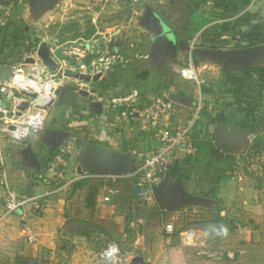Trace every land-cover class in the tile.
<instances>
[{
  "label": "crops",
  "instance_id": "1",
  "mask_svg": "<svg viewBox=\"0 0 264 264\" xmlns=\"http://www.w3.org/2000/svg\"><path fill=\"white\" fill-rule=\"evenodd\" d=\"M70 1L56 0L52 8L47 9L49 3H43L44 0H0V11L6 13L11 22L9 44L19 46L22 36L15 28L19 20L30 19L31 25L27 29L30 34H34L38 31L36 25H40L48 12H53L49 17L59 15L54 10H67ZM172 1L173 6L156 9L148 5L154 3L152 0H145L144 6L132 9V12H122V24L106 29L108 31L105 32L111 38L104 44L105 53L111 55L108 59L113 56L114 59L111 60L110 69L96 82L97 87L93 86L92 90L95 91L91 92V96L97 104H93L90 99L85 104L78 99L79 96L71 99V95H64L54 116H47L46 122L44 119L43 130L13 142L12 146L16 149L11 152L14 154L12 157L23 160L24 155L27 156L26 160L36 168L38 177L39 171L48 166L59 145L64 148L66 162L65 171L52 176L59 185L57 191L46 197L42 212L31 218L28 227L22 226L19 230V235L26 239L25 256L36 259L43 257L46 264H53L56 256H66L68 264H99L101 261L97 260L94 250L112 240L126 249L131 258L142 256L144 264H165L179 237L174 236L175 231L167 234L164 224L172 221L177 231L178 223L184 218L183 212L188 208L193 214L198 212L196 209L199 207L204 212L209 210V213L214 214L213 219L217 211L212 205H219L222 209L218 212L223 219L205 221L198 235L190 233L191 240L180 237L181 243H184V239L187 243H202V240L211 236L212 231L226 230V216L239 220L242 214L250 222H257L264 217V204L259 205V197L264 203V174L256 171V167H253L255 172H250L252 177L246 186L240 183L235 191L232 190V182L225 176L228 175L226 170L218 182L219 199L205 196L203 189L208 187H204L202 181L211 174H206L205 160L210 157L207 152L197 155V159L185 158L168 173L170 180L180 182L187 192L204 195L207 200L179 196L165 188L167 182L164 177L151 198L133 195V187L137 183L133 174L141 163L139 153L145 154L149 148L156 146V142L148 133L136 127L130 130L124 124L113 125L117 113L111 103L113 98L137 94L140 101L149 102L156 96L167 95L174 103V109L164 121L176 127L183 125L191 116L199 98L205 103L202 113H211L214 107L211 104L213 93L209 88L216 82L221 85V92L218 91L215 96L218 98L214 107L215 116L222 114L226 119V122L220 123L247 121L257 128L262 124L257 123L259 117L264 115V89H261L264 84V50L246 61L239 58L225 60L208 52L264 46V0ZM166 2L157 0L155 3L164 5ZM96 15L98 17V13ZM194 15L202 18L204 23L197 32L191 34L195 25ZM91 23L94 26L95 20L92 19ZM68 30L67 27L61 29L62 39L55 37L53 41L60 46L74 42L82 48L83 45L77 43L82 40V34L79 35L83 31L82 27L74 29V35ZM6 35L0 33V45L6 42ZM56 35L57 32H54ZM194 37L196 43L191 50V39ZM41 40L51 45L46 39ZM77 46L68 53H78L80 49ZM109 47L111 50L107 49ZM78 54L79 57H75L76 65L80 62L85 65L96 62L95 57ZM62 57L65 61L63 68L87 71V67L76 69L74 61ZM189 60L195 62L199 71V87L174 72L175 68L185 65ZM167 67L177 79L170 82L167 90H149L151 80L158 79L157 74L164 73ZM116 71L118 75H115ZM108 75L107 85L101 88V83ZM215 116L210 118L208 130H204L205 141H213L214 150L228 152L232 156L236 153L247 156L255 149L253 142H233L228 137H219V121L215 120ZM8 142L0 141L1 147ZM222 146L227 151L220 149ZM256 149H259V144ZM109 150L120 155H112ZM256 154L255 158H260L259 153ZM10 156L7 158H12ZM98 174L115 178L100 179L95 177ZM252 179L258 182L256 187ZM38 184L36 191H44L43 183L38 181ZM249 192L250 196L245 194ZM165 203L174 207L164 211L167 209ZM2 209L0 204V212ZM17 220L19 216L14 213L4 218L3 223ZM28 236L32 237L31 242ZM198 237H202V240ZM240 238L247 241L251 234L241 235Z\"/></svg>",
  "mask_w": 264,
  "mask_h": 264
},
{
  "label": "rangeland",
  "instance_id": "2",
  "mask_svg": "<svg viewBox=\"0 0 264 264\" xmlns=\"http://www.w3.org/2000/svg\"><path fill=\"white\" fill-rule=\"evenodd\" d=\"M144 1L145 0H142L140 2H133L131 0H128V2H123L121 0H71L69 2L71 3V5L66 6L67 10L61 11L59 8L58 10H54L56 12L58 11L59 15L53 14V17H49V14H52L53 12H48L49 14L45 15L46 17L44 16L45 18L44 20H41L40 25H36L38 31L34 32V34H30L27 29L29 25H31L30 19L19 20L17 27H15L17 28L16 31L18 32V34L22 36L21 39L19 38V46H11L9 44L11 42V39L9 38L10 33L8 32L10 30L11 22L9 21L8 15H3L0 11V15H3V18L6 19V25L3 28H0V33L7 34L5 37L8 36L7 39L5 38L6 42L4 44L1 43L0 45V55L2 56H0V74L2 75L5 69H7L12 64L24 65L26 62H29L26 60L29 57L34 58V60H38L39 64L42 63L37 56V48L39 46V43L44 42L41 40L42 38L46 39L48 42L51 43V45L48 46L52 52V56H55L54 59L56 61L57 59H59V61L63 65H65V61H63L64 58L62 57L65 56L67 58H70V61H74L73 65H75L76 69L81 70L84 67H87V71L84 72L90 74V69H92V67L90 66L91 64L85 65L84 63L83 65H76L75 61L77 60L75 59V57H79L78 53H81L85 54L84 57L86 55L95 57V61H97L99 58L108 59V56L111 55L105 53L106 50L104 44L108 38H111V36L108 32H105L108 31L106 29H111L114 26L122 24V12H132V9H138L139 7H141V5L144 6ZM152 1L154 3H148V5L155 7L156 9H161V6H173V4L171 3L173 2L172 0H166L167 2L164 5L155 3L157 2V0ZM53 5L54 3H49L47 5V9L52 8ZM97 13L98 17H96ZM63 17H65V19ZM92 19L95 20L94 26L96 25L97 27H94L91 23ZM80 26L83 30L82 33H79V35L82 34V40H79L77 43L82 44V48L77 46V44L75 45L74 42H68L66 45L60 46L59 43L53 41L55 37H58L60 40L62 39V37H60V32L61 29L64 30V27H67V29H69L68 31H71L72 35H74V29H78L80 28ZM54 32H57L58 36H54ZM99 42L101 43L99 44ZM75 46L80 49L79 51L77 50L78 53H68V51H74L73 48ZM82 49L84 50L83 52ZM107 49L111 50L110 47ZM113 59L114 56L111 57L109 60ZM251 68L252 67H250L249 69ZM201 71L202 70H200V73ZM48 72L51 76H49L47 80H45V78H42V83H53L55 84L56 89L62 88V92L60 94H54L56 99H54L53 103L47 110L43 111L45 122L47 116L50 117L52 116L51 114H53L54 116L55 112H57L58 107L61 105H59L60 99H62L64 95H71V99H74L76 98V96H79L81 98L78 97V99L83 100V102L87 104L89 98L85 97L84 99V97L78 93V90L84 89L90 92L93 89V86L97 87V81L85 82L78 78H61L60 72H56L55 70L51 69H49ZM118 73L116 71L115 75H118ZM156 77L158 79H152L149 83L150 87H147L149 90H152L153 88L152 91H154L155 89L156 92H159V90H167V87L170 85V82H173L172 80L175 78L174 74L171 73L168 67L165 68L164 73H158ZM108 80L109 75L107 79L103 81V83H101L100 87L104 88L107 85ZM27 81L29 82L28 86H30L31 88H33L32 90L37 92L39 89L38 83L31 82L29 80ZM0 82L6 83V80L0 77ZM16 83L17 86H19L23 91L27 92L26 89H24L26 88V82L21 80L16 81ZM80 85H82L81 88ZM220 87L221 85H218L215 82V85L209 88L213 93V96L211 97V104L214 107H216L218 103V98H216L215 96L218 94V91L221 92ZM16 96H18L19 98H24L28 102L35 100V97H32L29 94H25L22 91L17 92ZM49 100H51V98H49ZM214 107H212L211 113L205 112L203 114L201 112L203 116L200 119L199 125L201 128H205L203 130H208L206 128L210 124V118H212L216 114ZM25 109L32 110V105H28ZM10 120H14L11 113H3L2 111L0 112V141H9L8 143H5L3 147H1L2 144L0 145V161L2 162L0 166L6 172L7 188L9 189V191L18 196L31 195L33 193H41V191H36V188L39 185L38 181L39 183L42 182L44 186L45 184L42 179L37 176L36 168L29 164L26 160L27 156L24 155L23 160H20L18 157H12L14 154H12L11 152L16 149L13 148V142L19 141L20 139H14L10 137L6 132L1 131V128H3V124ZM20 121H24V119L20 118ZM213 128L212 132L214 130ZM210 134L213 135V133ZM209 142L212 143L213 148V141L210 140ZM257 152L259 153L260 157L258 159L255 158L257 156ZM56 154L57 151L54 152L53 157L51 158L48 166H44L42 170L39 171L38 175L46 174L45 176H47V178L50 180V185L59 186L56 184L55 181H53V179H51L53 174H57L59 172V170L56 168L51 169V164L54 163V157ZM219 154V151L214 150L213 154L209 155V159L205 160V164L207 165L208 161H213L217 166V155ZM20 155L21 154H19V157ZM8 156L12 158H7ZM233 157V160L230 162L227 168L228 175L225 174V176L230 179L229 181L232 182L230 183L232 184V190H236V187H238V184L240 183L242 184V186H246V182L252 177L250 175V172H255V169H253V167H256V171L259 170L261 173L264 174V149H256L255 147V149L248 153L247 156H243L244 158H238L235 155H233ZM214 171L215 169L210 170V172ZM224 173L225 172L215 173L213 174V176L209 175L208 177L204 178V181H202V183L204 187L207 186L208 189H203V192L208 194V197L212 196V186H217L218 188L219 180L217 177L224 176ZM236 173L238 174L237 176ZM239 175H241L240 180L237 179ZM252 183L253 185H255L254 187H256V184L258 182L256 183V181L252 179ZM247 187H250V185H247ZM5 189L6 188H4V186L0 184V204L2 207L4 203ZM46 189L47 187H45L44 190ZM161 190L164 189L161 187ZM245 194H248L250 196L251 192ZM262 194L264 193L262 192ZM259 196L260 195L258 192V197ZM251 198L253 199V196H251ZM213 199H219L218 190ZM259 199V205H263L264 203L261 202L260 197ZM165 206L167 207L168 211H170L174 207L173 205H170L168 203H165ZM212 207L215 208V211L217 212L222 209L219 205H212ZM196 210L198 212L194 214L191 212L190 208H188L187 211L183 212L184 218L178 223L177 231L175 230L174 233V236H176L177 238L179 237V239L175 241L177 243L173 244V247H176L173 251L169 253L165 264H264V217L259 219L257 222H250L242 214L240 215L242 219L239 220H233V218L226 216V230L221 232L212 231L211 236L205 238L204 240H202V237L204 236L198 237L199 240H202V243H199L200 241H198L197 244H193L191 243V241L187 243L186 239H184V243H181L180 237L185 236L189 240L190 233L194 232L198 235L202 223L211 219L214 215L209 213V210L204 212V209L200 207ZM237 210H240V208L237 207ZM239 217L236 216L235 218ZM235 222H237L238 224H235ZM22 226L23 225L20 220H17L16 222H0V264H46V261L45 259H43V257L36 259L29 258L24 255L26 239L25 237L19 235V230L20 228H22ZM249 233L251 234V238L246 239L247 241H243L240 238L241 235L248 236ZM99 249L100 246L97 250H94L95 253H98ZM65 259L66 256H56L54 258L53 264H61L62 262L68 264L66 263ZM97 260H99L98 256ZM99 264L101 263L99 262Z\"/></svg>",
  "mask_w": 264,
  "mask_h": 264
},
{
  "label": "built area",
  "instance_id": "3",
  "mask_svg": "<svg viewBox=\"0 0 264 264\" xmlns=\"http://www.w3.org/2000/svg\"><path fill=\"white\" fill-rule=\"evenodd\" d=\"M131 1L140 2L142 0ZM1 14L7 15L6 13ZM3 15H0V28L6 25V19L3 18ZM195 43L196 37L191 39V50ZM53 58H55V56H53ZM57 62L58 69L55 71L60 72L61 78H65L63 75L64 65L58 59ZM38 64V60L36 59L32 62H26L24 65L12 64L8 69L10 76L6 80V83L0 82V102L6 101L9 94L12 95L11 101H7L4 108L0 106V112L11 113L14 118V120H10L3 124L1 131L6 132L14 139H23L32 133L43 130V111L51 106L50 104L45 107L46 105L41 104V106L43 105L42 107H37L40 95L45 93L43 88V92H39L35 96V100L31 102L16 96V93L21 91L16 83L17 77L19 76L31 82H37L39 86L49 83L46 82L44 84L41 80L42 78L47 80V78L51 76L49 75L48 67L42 63ZM110 64L111 60L99 58L90 65L92 67V69H90V74L101 72L103 75L110 69ZM174 72L177 76L193 82L198 87L201 84L198 69L193 60H189L185 65L175 68ZM81 87L82 85H80V88ZM32 89L33 88L30 86L26 87V91L28 92L33 91ZM24 93L27 94V92ZM54 94L55 91H53V95ZM20 100L26 101V107L31 104L32 110H26V107L21 109L17 104ZM92 102L97 104L95 99H93ZM111 103L117 109L113 125L117 126L118 124H124L129 127L130 130L136 127V129L148 133L156 142V146L149 148L145 154L139 153V155H141V163L133 174L136 176L137 183L141 185V196L143 198H151L156 187L161 183L163 176L174 169L185 158L195 156L197 153L196 143L206 140L205 131L198 126L205 103L199 98L193 108L191 116L183 125L176 127H171L164 121L165 117L174 109V103L167 95L162 94L154 97L149 102H143L140 101L137 94H133L125 97L113 98ZM38 116L41 117L40 120ZM20 118H23L24 121H20ZM19 125L25 128L22 133L18 132ZM261 125L262 128L257 136L261 137L259 148L264 149V121ZM253 140L251 142H253ZM63 152V146H57V154L54 157V163L51 164V169L56 168L59 170L57 175L65 171L66 162ZM234 155L238 158H243V156H245V154L240 153ZM0 164H2L1 161ZM45 175L41 174L39 178L42 179L45 187H47L46 190L41 193L18 196L7 188L6 172L0 166V184L6 188L3 209L0 212V222L3 221L4 218L17 213L23 227H28L31 218L42 212L46 197L59 188V186L50 185V180ZM237 175L236 173V176ZM95 177L100 179L115 178L108 174H98L95 175ZM237 179L240 180L241 175H239ZM166 210L167 209H164V211ZM164 231L167 234H172L175 231L174 223L172 221L165 223ZM28 241H32L31 236H28ZM97 256L101 264H128L131 258V255L126 249L112 240L100 246Z\"/></svg>",
  "mask_w": 264,
  "mask_h": 264
},
{
  "label": "water",
  "instance_id": "4",
  "mask_svg": "<svg viewBox=\"0 0 264 264\" xmlns=\"http://www.w3.org/2000/svg\"><path fill=\"white\" fill-rule=\"evenodd\" d=\"M123 1H128V0H123ZM55 3L56 0H44L43 3ZM101 42H99L100 44ZM264 50V46H259V47H252V48H240V49H232V50H209L208 52L218 56L220 58H224L225 60L228 59H235V58H239V59H243V61H246L248 59H250L252 56L261 53ZM37 56L40 59V61L42 62L43 65H45L46 67H48L51 70H57L58 69V62L53 58L52 56V52L48 46V44L46 42H41L37 48ZM29 62L34 61V58H27L26 59ZM83 62H80L78 65H83ZM1 69V68H0ZM9 67L7 69H5L4 73H3V77L2 79L7 80L10 76V72L8 71ZM63 75L66 77H71V78H78L82 81L85 82H96L99 80V78L101 77V72H97L95 74H88L85 72H81L72 68H64L63 69ZM95 90L92 91H87L84 89H79L78 93L86 98H89L92 102V100L94 99L90 94L91 92H93ZM62 92V88H58L55 90V94H60ZM29 95H31L32 97H35L36 95L34 93H30ZM12 99V95L9 94L6 98V101H1L0 102V106L1 107H5L7 104V101H11ZM94 104V102H92ZM27 105V104H26ZM25 105V107H26ZM23 107V108H25ZM20 113V112H17ZM218 127H219V137H228L230 138L233 142H238L239 140L244 141V142H251L258 134V132L260 131V129L262 128V125H260L257 128H247V127H242V126H238V125H234V124H224V123H220L218 122ZM109 152H111L112 155L115 156H119L120 154H118V152L109 150ZM164 179H166V184H165V188L170 189L171 191L175 192L176 194H178L179 196L182 197H190V198H195V199H200V200H207L206 197L203 196H197V195H192L191 193L187 192L185 190V188L182 186V184L178 181L175 180H170V178L168 177V173L165 174ZM160 185V184H159ZM158 187H156L155 190H157ZM133 195L135 197H141V185L136 183L133 187ZM144 259L142 256L136 255L133 256L130 260V262L128 264H144Z\"/></svg>",
  "mask_w": 264,
  "mask_h": 264
},
{
  "label": "trees",
  "instance_id": "5",
  "mask_svg": "<svg viewBox=\"0 0 264 264\" xmlns=\"http://www.w3.org/2000/svg\"><path fill=\"white\" fill-rule=\"evenodd\" d=\"M194 22H195V25H194V28H193V31L191 32L192 33H195L199 30V28L203 25L204 23V20L200 17H198L197 15H194ZM261 89H264V84L262 85V88ZM215 120L216 121H219V122H226V119L222 116V114H217L215 116ZM264 121V115L262 114V116L259 117V120L257 121V123H262ZM234 124H237L239 126H242V127H248V128H253L255 124L253 123H249V122H239V121H234ZM260 139L261 137L259 136H256L253 140V148H255L259 142H260ZM196 147H197V153L195 156L193 157H189V159H192V158H198L197 155H200L202 154L203 152H207L209 155L213 154V151H214V148H212V143L209 142V141H201V142H197L196 143ZM217 151V150H216ZM219 155H217V166L215 164V162L213 161H208L207 162V167H206V174L213 176V174L215 173H223L227 170L230 162L233 160V156L226 152V153H223L222 151L220 152L219 151ZM217 168H216V167ZM214 170L215 169V173L214 172H210V170ZM219 176V175H218ZM213 178V177H212ZM218 180L220 179V177H217ZM218 188L217 186H212L211 188V195L212 196H209V198H214L215 197V194L217 192ZM208 194H206L205 196H207ZM223 219L222 216H220L219 212H217L214 216L213 219H211L212 221L216 222V221H221Z\"/></svg>",
  "mask_w": 264,
  "mask_h": 264
},
{
  "label": "bare ground",
  "instance_id": "6",
  "mask_svg": "<svg viewBox=\"0 0 264 264\" xmlns=\"http://www.w3.org/2000/svg\"><path fill=\"white\" fill-rule=\"evenodd\" d=\"M21 80H23L24 82H26L25 83L26 84L25 86L28 87L29 82L26 79H24V78H22V77L19 76V77H17V80L16 81H21ZM38 86H39V84H38ZM18 88L21 89L19 86H18ZM42 88L45 91V93H43V94L40 95V96H43V97H39V103H38L37 107H42L43 105L41 106V104H44V105H46L45 107H47V105H50V104L53 103V98H54L53 91H55V84H53V83H48V84H45L43 86H39V89H38L37 92L34 91V90L31 91V92H28L27 91V94L34 93L35 95H37L39 92H43L42 91ZM24 89H26V88H24ZM21 91L22 92H25L22 89H21ZM49 98H51V100H49ZM18 102H19V103H17L18 106L21 109H23V107H25V105H26V101L20 100ZM38 117H39V120H40L41 117L40 116H38ZM24 130H25V128L22 127V125H19L18 132L22 133Z\"/></svg>",
  "mask_w": 264,
  "mask_h": 264
},
{
  "label": "flooded vegetation",
  "instance_id": "7",
  "mask_svg": "<svg viewBox=\"0 0 264 264\" xmlns=\"http://www.w3.org/2000/svg\"><path fill=\"white\" fill-rule=\"evenodd\" d=\"M220 149H222L223 151H224V150H226V148H225V147H223V146H222V147H220ZM226 151H227V150H226Z\"/></svg>",
  "mask_w": 264,
  "mask_h": 264
}]
</instances>
